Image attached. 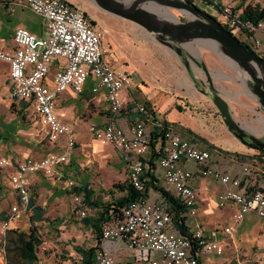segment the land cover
<instances>
[{
    "label": "built area",
    "instance_id": "1",
    "mask_svg": "<svg viewBox=\"0 0 264 264\" xmlns=\"http://www.w3.org/2000/svg\"><path fill=\"white\" fill-rule=\"evenodd\" d=\"M17 5H24L43 18L48 36L40 38L18 28L13 35L15 51L5 53L0 49V62L9 66L11 97L26 105L27 111L45 130L50 143L64 141L65 146L61 153H49L40 160H24L10 177V187L19 201L5 215H0V264H7V232L13 224L21 222L29 210L28 178L41 175L56 180L59 169L69 163L70 152L75 148L76 141L69 127L56 113L59 97L68 90L81 94L91 81L95 84L93 94L101 89L106 91L110 112L116 119L126 110L121 93L132 84L130 75L116 70L107 61L109 51L103 45L104 36L81 8L65 0H11V13ZM213 12L212 16L236 39L252 49H260L259 35L264 34V21L257 25L244 22L240 10L230 6L217 7ZM53 66L56 71L51 74ZM136 112L142 118L137 119L128 132L118 127L115 120L93 132L100 144L111 145L121 154L126 162L128 182L138 194L134 202L121 209L120 220L103 226L94 264H115L114 253L121 245L128 251L132 264H201L204 254L222 255L223 248L216 235L206 236L201 224L196 222L198 196L192 185L196 178H210L231 187L217 197L220 208L231 204L237 208L232 224L223 229L224 234L230 235L248 214L264 220V166L257 171L259 183L254 191L247 193L246 187L233 190L240 189L245 177L253 173L251 167L243 168L242 179L211 168L210 152L196 147L171 127L162 128L152 149L145 119L153 117V110L141 104ZM153 156L162 171L164 188L186 209L184 215L189 220L185 224L190 236L182 235L175 228L163 200H151L147 195L148 180L143 175ZM191 162L197 165L198 172L187 168ZM9 166L11 161L0 159V168ZM74 213L80 218L86 217L83 200L76 198ZM82 260L78 255L71 264H81Z\"/></svg>",
    "mask_w": 264,
    "mask_h": 264
},
{
    "label": "crops",
    "instance_id": "2",
    "mask_svg": "<svg viewBox=\"0 0 264 264\" xmlns=\"http://www.w3.org/2000/svg\"><path fill=\"white\" fill-rule=\"evenodd\" d=\"M65 1L81 8L95 28L103 34L104 46L109 51L106 57L107 61L116 70L130 75L132 84L129 90L121 93L126 110L116 119L110 112L106 91L101 89L96 94L92 93L94 83L86 84L81 94H75L68 90L59 97L56 113L61 121L69 127L76 145L70 152L69 163L59 169L56 180L46 179L41 175H33L28 178L29 195L35 201V206H38L36 202V193L38 192L51 193L49 196L54 201L61 199L63 195L72 193L76 195L75 199L84 200L87 190L94 193L93 201H99L104 195L115 199L124 196L125 192L119 187L128 182L126 162L113 146H103L95 140L93 132L95 129L104 128L113 120L118 127L128 132L134 122L142 118L136 112V107L141 104H148L153 110V117L145 119L147 132L151 138L155 129L160 134L162 128L171 127L196 147L210 152L211 168L220 169L242 179L244 178L243 168L251 167L253 173L245 177L240 189L233 187V190H244L246 187V192L251 193L256 189L259 183L257 171L264 166V152L244 146L233 136L207 90L200 89L195 84L197 82L193 81V85H191L186 80L181 83V93L178 97L166 96L165 88L158 85L149 86L148 84L147 87H138L143 79L136 72L132 73L129 70L119 40L123 36L119 27L120 23H135L109 12L99 0ZM10 2L11 0H0V49L5 53L15 51L13 35L18 28H24L40 38L48 36L43 18L34 14L24 5H17L15 12L11 13ZM218 4L210 7L217 8ZM135 25L136 27H133L134 34L146 41L148 32L139 25ZM259 36L262 41V46L258 50L259 56L264 58V34ZM222 59L223 66L226 67L229 76H235L236 73L241 74L231 61L224 57ZM59 63L63 64L62 61ZM55 71L56 67L53 66L51 74ZM227 81L230 82L228 79ZM225 94L220 95L228 103L237 123L247 133L264 141V112L259 109L247 87H229ZM166 97L170 98L168 102L161 100ZM29 114L24 103H17L12 99L9 66L0 62V159L11 161V166L0 168V183L2 181L10 191L9 196L7 195L0 201V215L2 216L19 201L16 192L11 189L9 183L10 177L17 171V165L26 159L40 160L49 153H61L65 146L64 141L58 144L50 143L46 138L45 130L36 120V124L40 125L45 134L46 141H44V137L39 139L37 130L33 128L26 117ZM13 123H16L17 126L12 127ZM227 152L233 154H226ZM187 168L198 172L195 163L187 164ZM155 173L158 179V173L162 178V171L157 166ZM159 185L164 186V183ZM192 185L198 196L196 222L201 224L206 236L216 235L223 248V254L242 246L250 235L264 234V220L253 213L246 215L230 235L224 234L223 229L232 224V218L237 208L232 204L220 208L217 197L219 193L231 187L223 186L210 178H196ZM4 191L5 189L1 188L0 199L4 197ZM148 196L151 200H162L159 193L153 190L148 192ZM6 205H9L7 209ZM38 207L43 208L42 206ZM33 214V211L29 209L25 217L31 218ZM184 217L187 222L188 217L186 215ZM16 224L12 225L11 230H16ZM114 256L115 264H120L124 260L132 264L128 251L122 245L114 253Z\"/></svg>",
    "mask_w": 264,
    "mask_h": 264
},
{
    "label": "rangeland",
    "instance_id": "3",
    "mask_svg": "<svg viewBox=\"0 0 264 264\" xmlns=\"http://www.w3.org/2000/svg\"><path fill=\"white\" fill-rule=\"evenodd\" d=\"M215 3H219L220 6H230L235 9L244 5L260 6L264 7V0H214ZM199 9L212 15L216 8L210 7L201 1L194 3ZM240 13L243 12V7ZM162 13V14H161ZM164 10H159V14L167 19ZM171 13L179 20L186 21L187 17L180 12L172 10ZM122 30V37L119 38L122 45L123 54L126 58V62L129 66V70L133 73L136 72L142 77V81L138 84L140 88L149 86H161L164 87L166 96H179L181 83L186 80L191 85L193 81L197 82L196 85L200 89L204 88L208 90L211 96L216 94L227 93L229 87L243 86V77L236 73L235 76H229L227 69L223 66V59L220 53L213 51L209 48L208 43H194L185 45L182 48L183 55L180 57L178 53L173 49L158 41L153 35L147 34V40L145 41L138 35L134 34L135 24L124 23L119 25ZM134 27V28H133ZM104 45V40H103ZM105 47V46H104ZM106 48V47H105ZM192 49H195L197 54H194ZM258 55H260L257 49H253ZM195 61L204 64L208 71L209 77L212 81V89L208 84V77L200 66L195 64ZM230 80L229 81H227ZM93 82L88 81L87 85H92ZM205 83V84H204ZM147 87V86H146ZM130 89V88H129ZM128 89V90H129ZM168 102L170 98H162ZM30 115V116H29ZM27 115L29 123L33 125V128L37 130L39 139L44 137L45 134L41 130L39 124H36V120ZM16 123H13L12 127H16ZM233 154L227 152L226 154ZM156 170L154 171V174ZM159 174V184L163 183ZM161 187L164 188L162 185ZM1 188L5 189L3 192L4 197L9 196L10 191L7 189L2 181L0 183ZM36 193V192H35ZM36 193V202L38 206H42L45 209L44 221L38 224L39 233L42 240V244L38 250V257L40 264H71L79 255L77 248L90 249L97 244V236L92 229L85 226L86 218H97L100 211L91 210L83 202L84 209L86 210V217H78L74 211L76 209L75 194L63 195L61 199L54 201L49 195L51 193L42 194ZM39 195L41 197L39 198ZM157 198L159 196H156ZM115 198L101 196V199L97 202L111 204L115 201ZM10 203V202H9ZM9 205H6V209ZM16 230L21 232H29L31 227L30 217H24V219L15 225ZM264 264V234L250 235L249 239L238 248L228 251L222 255L207 254L201 257L202 264ZM120 264H130L127 260L120 262Z\"/></svg>",
    "mask_w": 264,
    "mask_h": 264
},
{
    "label": "water",
    "instance_id": "4",
    "mask_svg": "<svg viewBox=\"0 0 264 264\" xmlns=\"http://www.w3.org/2000/svg\"><path fill=\"white\" fill-rule=\"evenodd\" d=\"M99 1L106 10L139 25L162 44L173 48L180 57L183 55V46L197 42L208 43L209 48L235 65L243 77V87H247L259 109L264 112V58L252 48L242 45L214 16L187 0ZM159 10L170 14L172 10L178 11L188 20L166 19L159 14ZM195 64L205 72L212 89L207 67L198 61ZM211 98L233 136L244 146L264 152V141L250 135L237 123L226 100L220 94Z\"/></svg>",
    "mask_w": 264,
    "mask_h": 264
},
{
    "label": "trees",
    "instance_id": "5",
    "mask_svg": "<svg viewBox=\"0 0 264 264\" xmlns=\"http://www.w3.org/2000/svg\"><path fill=\"white\" fill-rule=\"evenodd\" d=\"M190 3L201 1L207 5H216L212 0H187ZM244 2L236 10L243 7L241 20L244 22H250L255 25L264 21V7L244 5ZM220 7V4L217 5ZM227 29V28H225ZM228 30V29H227ZM229 31V30H228ZM238 40V39H237ZM239 41V40H238ZM240 42V41H239ZM245 47H249L247 44L240 42ZM148 107L150 105L146 104ZM159 136L156 129L154 130L151 138L152 149L155 146V139ZM239 156V155H238ZM156 170V157H151L149 162V169H147L143 175L148 182L146 183V192L153 190L159 193L163 202L167 204L169 211L173 217V224L175 228L184 236H190L184 214L186 209L179 203V201L165 188L159 185V180L155 176ZM125 192V195L116 199L111 204H104L97 201H93V192L87 190L85 192L84 204L91 210H98L100 213L97 218H86L85 226L90 227L97 236V244L90 249L78 248L77 252L82 256L81 264H94V257L97 247L100 243L102 228L105 224L112 222L113 220H120L122 218L121 209L134 202L138 194L136 190L129 184V182L120 185L119 187ZM29 209L33 211V215L30 218L31 227L29 232H21L18 230H10L6 235V262L7 264H39L38 250L42 244V240L39 233L38 223L42 222L45 215V210L41 207L35 206V201L31 199Z\"/></svg>",
    "mask_w": 264,
    "mask_h": 264
},
{
    "label": "bare ground",
    "instance_id": "6",
    "mask_svg": "<svg viewBox=\"0 0 264 264\" xmlns=\"http://www.w3.org/2000/svg\"><path fill=\"white\" fill-rule=\"evenodd\" d=\"M162 14V13H161ZM166 17L173 20V21H177L178 19L173 15V14H170V13H165ZM192 51L194 52V54H197V52L195 51V49H192Z\"/></svg>",
    "mask_w": 264,
    "mask_h": 264
}]
</instances>
